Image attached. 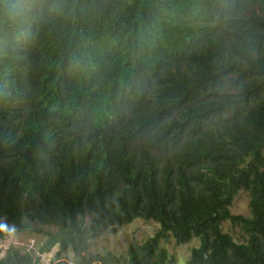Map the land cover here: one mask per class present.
Instances as JSON below:
<instances>
[{"label":"trees","instance_id":"obj_1","mask_svg":"<svg viewBox=\"0 0 264 264\" xmlns=\"http://www.w3.org/2000/svg\"><path fill=\"white\" fill-rule=\"evenodd\" d=\"M198 8L219 15L227 34L195 26ZM254 14L264 20V0H0V38L11 40L8 56L25 80L20 92L40 99L26 113L59 93L81 112L70 141L50 136L32 147L14 139L11 115L0 113V225L49 236L48 247L66 251L51 264H66L70 251L75 264H111L92 245L138 219L158 228L128 244L124 264H173L161 244L168 237L176 245L198 240L187 264H205L193 259L209 249L221 264H259L264 32L256 41ZM219 38L255 58L245 70L254 86L246 116L232 99L188 105L232 68L213 51ZM239 192L249 195L250 218L230 211ZM226 219L248 238L224 243ZM17 257L0 264H26Z\"/></svg>","mask_w":264,"mask_h":264},{"label":"clouds","instance_id":"obj_2","mask_svg":"<svg viewBox=\"0 0 264 264\" xmlns=\"http://www.w3.org/2000/svg\"><path fill=\"white\" fill-rule=\"evenodd\" d=\"M249 11H251L250 7ZM254 15L256 16L257 20L261 22V24H250L249 27L253 31L255 40L258 41L261 32H264V20L260 16L256 14ZM192 20L195 26L204 28V32L207 33V35H212L219 30L224 34H227V29H229V26L224 23L219 15H217L213 11H207L202 8H198L194 11ZM245 30L247 31V28ZM247 39H251L248 35V32L246 34V40ZM10 45L11 40L7 38H0V57H2L3 59V62L0 65V113L11 115L10 127L14 139L16 137H20L25 144L28 143V146L31 147L43 142L50 136H54L55 138H57L61 135L63 138H66L70 141L76 135V123L81 119V112L79 107H77L72 101H70V96H64L59 93L47 98L42 111L27 114L25 110L26 107L34 101L39 103L40 99H35L33 96H30L27 93L20 92L23 84L25 83V80L21 76L20 71L14 65V63L17 62L10 59L8 56ZM212 48L217 56L224 60L230 61V63L232 64V68H228L225 72L220 73V79L218 80L217 84L213 86L211 85V88H209L208 92L198 98V101L190 102L188 105H195L199 101L207 103L208 100H212L216 104H222L223 99H232L234 103L238 104L242 108L243 114L246 116L253 102L254 94L251 92V89L254 86L253 84H251V77L249 76V73L245 70H247L250 60L255 58H241L240 56H238L234 49L233 41H227L220 38L215 39L212 43ZM185 51L186 49H184L183 52H179L178 57H181L185 53ZM250 51L257 58L256 54L252 50ZM221 119L222 116L217 115V117L215 118V122H225L224 119H226V116L223 115V119ZM228 124L232 123L228 122ZM208 127L209 126H205L204 129ZM182 143L183 142H181V144ZM206 148H209V146H207ZM195 166L202 169L204 167V160L200 163L195 164ZM191 168H193V166ZM259 170L261 171L262 168H260ZM203 172L206 171L203 169ZM241 193L246 192H239L237 195H235L232 199L231 204H233L235 197L239 196ZM239 216H243V218H250L251 211L249 216ZM225 222L230 223V227L238 229L239 238H236L230 231L224 229ZM41 228H44L48 231L55 230V228L47 226H41ZM221 230L223 233L229 236V238L224 243H229L231 241L240 243L248 238L241 227L236 222H233L230 219L222 221ZM9 231L10 230L6 226L0 225V232ZM23 231H33L38 235L46 236V240L41 246L40 250L36 254H31L29 252H20L19 249L10 246L5 252H3L0 247V258H4L5 261H7L8 259H11L12 253L16 251L18 257L15 258L13 262L20 261L26 264H40L43 255L51 252L56 248L57 250L52 256L49 263L51 264L54 257L57 254L61 253L60 246L58 245H52L51 247H48V242L50 241L49 236L43 233L36 232V230L31 229L30 226L24 228L20 232L17 231V228L15 226L8 234H5L3 238L16 233H21ZM258 232L261 236L264 237L263 218L260 219L258 223ZM3 238H1L0 241ZM257 246L259 247L260 252L263 255V260L259 264H264V238L259 241ZM99 253H109V255L114 259L111 264H124L125 259L127 258L126 252L124 255L114 254L111 251H99ZM65 254L66 251L62 252L61 256L64 257ZM191 259L192 254L190 251L189 258L183 264H187L191 261ZM193 261H201V263L204 262L205 264H221V261H223V259L217 254L214 249H209L208 252L204 254V256L197 255L193 259ZM66 264H75V262L70 261V259L68 258Z\"/></svg>","mask_w":264,"mask_h":264},{"label":"rangeland","instance_id":"obj_3","mask_svg":"<svg viewBox=\"0 0 264 264\" xmlns=\"http://www.w3.org/2000/svg\"><path fill=\"white\" fill-rule=\"evenodd\" d=\"M231 212L233 214L249 216V195L241 193L235 197ZM230 223L225 222L224 229L230 231L236 238H239V231L229 226ZM158 225L152 221L145 222L141 219L135 220L132 224L127 225L113 234H105L95 240L91 251L97 253L99 251H111L114 254L124 255L130 242H139L145 238L152 236L157 230ZM46 236H41L33 231H23L10 236H6L0 241V247L3 252L12 246L19 249L20 252H29L36 254L44 244ZM163 241H161L162 243ZM198 244L197 240H192L185 245H176L172 238L168 237L167 242H163L166 251L174 264H183L189 258L191 249ZM56 248L51 252L43 255L40 264H49L52 256L56 252ZM70 261H74V255L70 251L67 253Z\"/></svg>","mask_w":264,"mask_h":264}]
</instances>
